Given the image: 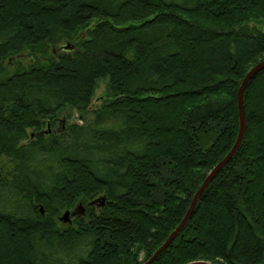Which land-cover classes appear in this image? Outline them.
Instances as JSON below:
<instances>
[{
    "label": "trees",
    "instance_id": "1",
    "mask_svg": "<svg viewBox=\"0 0 264 264\" xmlns=\"http://www.w3.org/2000/svg\"><path fill=\"white\" fill-rule=\"evenodd\" d=\"M262 61L264 0H0V264L147 262L233 148ZM100 81L88 124L39 131ZM243 107L237 152L149 264H264V68Z\"/></svg>",
    "mask_w": 264,
    "mask_h": 264
},
{
    "label": "rangeland",
    "instance_id": "2",
    "mask_svg": "<svg viewBox=\"0 0 264 264\" xmlns=\"http://www.w3.org/2000/svg\"><path fill=\"white\" fill-rule=\"evenodd\" d=\"M82 37H85V36L82 34ZM66 44L67 43H62L59 46H65ZM56 51H68V50H59V48H57ZM23 59L24 58H21L20 56H18V57L15 56L14 58H12V60H10L8 58L4 62V65H6L7 69H9V71H11L12 69H14V67H15L14 63H16V61H19V60H20V62L22 61L23 66L28 65L27 59L26 60H23ZM38 59H41V58L39 57ZM32 61H34V59H32ZM105 84L106 83L104 81H100L98 83L97 88L93 94V97L91 98L89 107L86 111L81 113L75 109L65 108L62 111H60L56 117L49 120L50 123H48V125L42 127V129L39 131L42 133H45V135H47V134L59 135V134L65 133L66 129L72 124H76V125L88 124L93 118L92 112L94 110L98 109L101 106V104L103 103V101L105 100ZM47 131H49V132H47ZM36 133H38V131H36L34 128L27 129L28 136L36 135ZM49 135H47V136H49ZM3 164L7 165V168L9 167V165L5 159H3ZM102 197H103L102 195H99L94 199V201L101 199ZM88 204H90V203H88ZM88 204L87 203L81 204V201H78L73 206H71V208L62 211V213L57 215L54 219L58 221L59 227L62 229H65L67 227L72 228V226L75 224V222H77L80 217H83L85 215V211H86V208L88 207ZM103 204H104V202H103ZM95 205H97V207H101L100 202H97ZM66 211L69 212L70 214L73 213V215H69V222L63 223V222L59 221V218H61L62 215L64 214V212H66ZM74 213H76V215H74Z\"/></svg>",
    "mask_w": 264,
    "mask_h": 264
},
{
    "label": "water",
    "instance_id": "3",
    "mask_svg": "<svg viewBox=\"0 0 264 264\" xmlns=\"http://www.w3.org/2000/svg\"><path fill=\"white\" fill-rule=\"evenodd\" d=\"M59 50H72L73 49V45L67 43L65 46H59L58 47ZM264 68V61L254 65L248 72L247 74L244 76V78L242 79V82L239 86L238 92H237V107H238V114H239V118H240V128H239V132L237 135V139L236 142L233 146V148L230 150V152L219 162L217 163L212 170L208 173V175L206 176V178L204 179V181L202 182V184L200 185L199 189L196 191V193L193 196V199L191 201V204L186 212V214L184 215L182 221L180 222V224L176 227V229L174 231H172V233L167 237V239L165 240V242L155 251V253L152 255V257L145 263V264H149L152 260H154L164 249H166L174 240V238L176 237V235L180 232V230L185 226L187 220L189 219L192 210L195 206V203L197 202L199 196L201 195V193L205 190V188L208 186V184L210 183V181L214 178V176L220 171V169L226 165L230 159L233 157V155L237 152L238 147L241 143L242 137H243V132H244V120H245V114H244V107H243V93L244 90L247 86V83L261 70ZM104 197H102L101 199L92 201L89 205H95L97 202H100L102 206L103 202H104ZM69 212H64V214L62 215L61 218H59V221L63 222V223H67L69 222ZM190 264H208L206 262H192Z\"/></svg>",
    "mask_w": 264,
    "mask_h": 264
},
{
    "label": "flooded vegetation",
    "instance_id": "4",
    "mask_svg": "<svg viewBox=\"0 0 264 264\" xmlns=\"http://www.w3.org/2000/svg\"><path fill=\"white\" fill-rule=\"evenodd\" d=\"M52 53L55 54L56 53L55 50H53ZM47 132H49V131H47ZM47 135H49V134H47ZM72 215H73V213H72ZM74 215H76V213H74Z\"/></svg>",
    "mask_w": 264,
    "mask_h": 264
}]
</instances>
